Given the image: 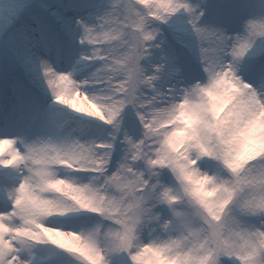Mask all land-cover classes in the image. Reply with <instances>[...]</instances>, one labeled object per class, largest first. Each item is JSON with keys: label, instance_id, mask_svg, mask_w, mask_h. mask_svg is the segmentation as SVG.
<instances>
[{"label": "snow or ice", "instance_id": "1", "mask_svg": "<svg viewBox=\"0 0 264 264\" xmlns=\"http://www.w3.org/2000/svg\"><path fill=\"white\" fill-rule=\"evenodd\" d=\"M0 264H264V0H0Z\"/></svg>", "mask_w": 264, "mask_h": 264}]
</instances>
